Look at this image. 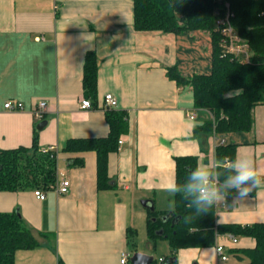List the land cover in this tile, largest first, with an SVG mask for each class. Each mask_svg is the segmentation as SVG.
<instances>
[{
	"label": "crops",
	"instance_id": "0c3cea01",
	"mask_svg": "<svg viewBox=\"0 0 264 264\" xmlns=\"http://www.w3.org/2000/svg\"><path fill=\"white\" fill-rule=\"evenodd\" d=\"M89 50L98 57L97 102L81 108ZM175 64L184 74H209L210 35L139 31L133 0H0V148L31 146L36 136L40 147L56 146L58 160L57 182L43 190V199L32 187L0 191V211H18L36 234H49L38 236L33 248L18 249L14 264H121L123 252L130 258L136 251L154 257L148 248H129L151 206L174 209L166 189L176 181V156L214 162L218 144H235L237 155H251L264 168V104L254 107L249 131L194 133L212 114L194 107L190 85L168 76ZM110 92L118 100L115 109L127 112L128 130L109 154L113 187L99 188L96 151L71 153L64 147L72 138L109 134L102 104ZM41 99L47 106L38 118ZM8 101L14 108L5 107ZM64 176L71 185L60 193L57 185ZM216 221L264 222V187L242 201L234 193L216 205ZM217 244H224L227 260L220 259ZM254 245L251 236L219 233L212 245L179 248L177 264H252L242 250ZM156 247L157 242L150 246ZM165 248L158 258L170 253L169 242Z\"/></svg>",
	"mask_w": 264,
	"mask_h": 264
},
{
	"label": "trees",
	"instance_id": "16d2710c",
	"mask_svg": "<svg viewBox=\"0 0 264 264\" xmlns=\"http://www.w3.org/2000/svg\"><path fill=\"white\" fill-rule=\"evenodd\" d=\"M134 26L139 31H163L190 35L195 30L208 33L212 40V70L209 74H184L178 66L168 67V76L179 85H190L193 104L206 109L212 118L197 124L194 133H226L249 131L253 127V109L264 104V0H133ZM226 3L233 12L231 22L250 47L246 60L227 52L218 19L227 12ZM99 65L94 50L85 55L83 89L93 105L97 102ZM235 89L241 95L226 98ZM110 125L109 134L101 138H72L64 150L71 153L94 150L97 153L98 187H113L109 177V154L116 151L119 138L128 130L125 110L106 108ZM35 136L31 146L0 148V191L32 187L48 189L57 182L58 160L51 153L41 151ZM237 155V145L218 144L214 161L231 160ZM200 156L187 154L175 157L176 182L182 183L195 168ZM78 161V159H76ZM253 192V191H252ZM235 192L229 194L228 198ZM171 212L149 208L146 220L147 236L156 243L159 238L168 240V255L153 258L150 264H177L176 251L182 247L209 246L216 242L219 233L230 232L251 236L255 245L243 249L252 264H264V222L252 224H217L216 205L207 214L197 215L180 195L174 197ZM49 234L29 227L18 211H0V264H14L18 249L39 245L38 236Z\"/></svg>",
	"mask_w": 264,
	"mask_h": 264
},
{
	"label": "clouds",
	"instance_id": "9594fccd",
	"mask_svg": "<svg viewBox=\"0 0 264 264\" xmlns=\"http://www.w3.org/2000/svg\"><path fill=\"white\" fill-rule=\"evenodd\" d=\"M243 89H235L226 98L241 95ZM264 187V168L258 167L251 155L238 154L231 160L209 163L197 162L182 183L175 180L166 191L173 197L180 195L197 215H204L214 205L225 203L235 192V200L246 199L253 190ZM170 209L174 204L169 205Z\"/></svg>",
	"mask_w": 264,
	"mask_h": 264
},
{
	"label": "built area",
	"instance_id": "2783aa9c",
	"mask_svg": "<svg viewBox=\"0 0 264 264\" xmlns=\"http://www.w3.org/2000/svg\"><path fill=\"white\" fill-rule=\"evenodd\" d=\"M227 12L224 16L219 17L218 19V28L223 35V42L226 47L227 52H232L236 57H241L246 60L250 58V47L246 40H244L237 30L234 28L231 22V17L233 16V12L229 9V4L226 3ZM47 106V102L44 99L38 101L37 109L35 110V114L38 118H42L44 114V110ZM6 108H14L11 101L5 103ZM17 107L21 108L22 103L18 102ZM93 107V102L90 98H83L81 101V108H91ZM104 108H116L118 107V100L117 98L110 92L104 95V102L102 104ZM190 118H194L195 114L191 113L189 115ZM122 141V140H120ZM41 151L44 153H51L53 155H57V148L55 145H48L41 148ZM71 185L70 178L62 177L57 185L58 191L60 193H66L69 191ZM35 195L38 198L43 199L45 197V193L41 189H35ZM233 242H237L238 238L234 235L230 236ZM216 251L221 260H227L228 255L225 253V246L224 244H217ZM129 254L123 252L121 254L120 262L121 264H129ZM162 259V258H160Z\"/></svg>",
	"mask_w": 264,
	"mask_h": 264
},
{
	"label": "rangeland",
	"instance_id": "374dc122",
	"mask_svg": "<svg viewBox=\"0 0 264 264\" xmlns=\"http://www.w3.org/2000/svg\"><path fill=\"white\" fill-rule=\"evenodd\" d=\"M140 227L141 228H140V232H139L138 236H136L133 240L134 244L130 245V248H129L130 251H132L134 249L143 250V249L148 248L152 252V254L154 255L155 258H158V256L160 254L167 252V250L165 248V244H168V242H167L168 240L163 239V238H159L156 241L157 247L156 248H150V246L152 244H154V242L151 241L150 239H148L146 221L142 222V224H140Z\"/></svg>",
	"mask_w": 264,
	"mask_h": 264
},
{
	"label": "water",
	"instance_id": "95a60500",
	"mask_svg": "<svg viewBox=\"0 0 264 264\" xmlns=\"http://www.w3.org/2000/svg\"><path fill=\"white\" fill-rule=\"evenodd\" d=\"M44 122L39 124V127H42ZM147 203V202H145ZM151 208H154V206H151ZM153 256L150 254H146L143 252L136 251L130 256V261L132 264H150L153 260Z\"/></svg>",
	"mask_w": 264,
	"mask_h": 264
}]
</instances>
